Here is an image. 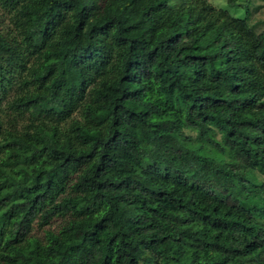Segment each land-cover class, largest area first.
Wrapping results in <instances>:
<instances>
[{"label":"trees","instance_id":"1","mask_svg":"<svg viewBox=\"0 0 264 264\" xmlns=\"http://www.w3.org/2000/svg\"><path fill=\"white\" fill-rule=\"evenodd\" d=\"M247 2L0 0V264H264Z\"/></svg>","mask_w":264,"mask_h":264},{"label":"rangeland","instance_id":"2","mask_svg":"<svg viewBox=\"0 0 264 264\" xmlns=\"http://www.w3.org/2000/svg\"><path fill=\"white\" fill-rule=\"evenodd\" d=\"M211 5L216 8H220L221 6H226V0H207ZM239 2V1H238ZM240 3V2H239ZM242 3V2H241ZM231 12L232 9H229ZM235 11V12H234ZM233 12L235 14H241L243 12V8L238 6V8H234ZM232 12V13H233ZM247 22L248 24L255 30H261L264 28V0H248L247 2ZM57 223V220H51L50 224L48 225L50 228H54ZM8 225L0 223V232L2 236L7 235ZM39 234V230L36 231ZM142 256L143 259L138 260V264H151L149 263V256L146 252L141 254L138 253V257Z\"/></svg>","mask_w":264,"mask_h":264}]
</instances>
